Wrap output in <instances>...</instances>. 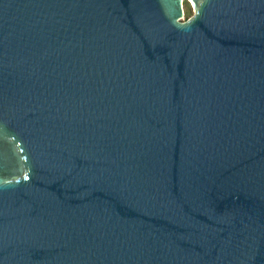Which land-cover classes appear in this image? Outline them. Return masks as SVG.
<instances>
[{
	"label": "water",
	"instance_id": "obj_1",
	"mask_svg": "<svg viewBox=\"0 0 264 264\" xmlns=\"http://www.w3.org/2000/svg\"><path fill=\"white\" fill-rule=\"evenodd\" d=\"M0 0V264H264V0Z\"/></svg>",
	"mask_w": 264,
	"mask_h": 264
},
{
	"label": "rangeland",
	"instance_id": "obj_2",
	"mask_svg": "<svg viewBox=\"0 0 264 264\" xmlns=\"http://www.w3.org/2000/svg\"><path fill=\"white\" fill-rule=\"evenodd\" d=\"M183 9H184V16L183 21L190 17L193 14V7L192 3L189 0H183Z\"/></svg>",
	"mask_w": 264,
	"mask_h": 264
},
{
	"label": "bare ground",
	"instance_id": "obj_3",
	"mask_svg": "<svg viewBox=\"0 0 264 264\" xmlns=\"http://www.w3.org/2000/svg\"><path fill=\"white\" fill-rule=\"evenodd\" d=\"M189 1L193 4V2L191 0H189Z\"/></svg>",
	"mask_w": 264,
	"mask_h": 264
},
{
	"label": "trees",
	"instance_id": "obj_4",
	"mask_svg": "<svg viewBox=\"0 0 264 264\" xmlns=\"http://www.w3.org/2000/svg\"><path fill=\"white\" fill-rule=\"evenodd\" d=\"M187 18H189V17H187Z\"/></svg>",
	"mask_w": 264,
	"mask_h": 264
}]
</instances>
